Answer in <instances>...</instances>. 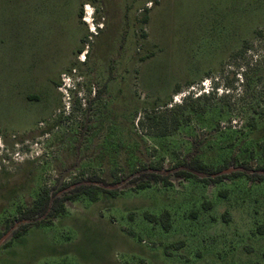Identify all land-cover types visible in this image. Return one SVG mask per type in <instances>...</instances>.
Segmentation results:
<instances>
[{"label":"rangeland","instance_id":"374dc122","mask_svg":"<svg viewBox=\"0 0 264 264\" xmlns=\"http://www.w3.org/2000/svg\"><path fill=\"white\" fill-rule=\"evenodd\" d=\"M22 1L5 2L0 43V233L44 186L96 175L118 195L67 201L50 226L0 242V264H264V240L250 236L264 182L169 173L167 185L131 184L142 165L263 164L264 0H73L67 23L59 12L42 30L21 21ZM147 115L179 125L157 137ZM204 201L213 227L192 218ZM165 210L168 232L143 217ZM254 210L263 218L248 223Z\"/></svg>","mask_w":264,"mask_h":264},{"label":"trees","instance_id":"16d2710c","mask_svg":"<svg viewBox=\"0 0 264 264\" xmlns=\"http://www.w3.org/2000/svg\"><path fill=\"white\" fill-rule=\"evenodd\" d=\"M210 93L200 95L197 98H209ZM143 121H147L150 129L153 131V135L157 137H164L175 131L179 125L178 120L175 117H156V116H146ZM142 124V122H140ZM229 166H226L224 169L212 170L207 165H205L200 160L186 159L181 163L177 164L171 169H163L161 163L142 165L138 167L131 174V184L134 186L135 190L142 191L150 188L153 184L158 182H163L164 185L168 184L169 173H173L174 176L181 179H195L200 180L206 184L219 183L226 177L240 178L242 176L249 177L252 183H257V185H263L264 182V162L261 166H258L255 169H251L248 166H241L238 169L225 173L224 171L228 170ZM104 182L98 176L94 175L90 177L85 182L74 181L71 184V188L67 184L61 185L56 191H52L47 186H44L37 197L27 203L26 205H19L16 209L17 217L14 220V223L9 225L2 226V231L0 233V239L8 232L9 240L3 244L4 247H10L15 240H19L25 236L31 227L40 228L48 227L53 223V220L62 216L65 213V203L67 201H74L78 198L84 196L90 202H96L99 197L100 192H104L111 197H116L118 195L115 187H102ZM100 185H102L100 187ZM254 201V200H253ZM254 204V202H253ZM259 207V206H258ZM203 209V214L198 216V213H192V218L197 221L201 218L206 222L207 227H213L214 217L211 215V211H214V207L211 202L204 201L201 204ZM257 208V206H256ZM257 210V209H256ZM253 211V214L250 217H246L248 223L255 224L256 221H259L258 217H262L261 213ZM257 214V215H256ZM227 215L222 216L221 227H223L227 233L230 228L229 225H232L231 220H228ZM143 217L149 223L159 224L164 232H168L171 228L170 225V213L165 210L157 217L151 215L148 212L143 214ZM208 219V221H206ZM261 219V218H260ZM262 220V219H261ZM14 224H17L14 227ZM260 225L256 226L255 231H251L253 240L258 238L259 240H264V222L260 221ZM242 225H244L242 223ZM244 227V226H243ZM244 229V228H242ZM233 230V229H232ZM231 232V231H230ZM249 250V249H248ZM248 256H251L252 253H247Z\"/></svg>","mask_w":264,"mask_h":264},{"label":"crops","instance_id":"0c3cea01","mask_svg":"<svg viewBox=\"0 0 264 264\" xmlns=\"http://www.w3.org/2000/svg\"><path fill=\"white\" fill-rule=\"evenodd\" d=\"M7 0H0V43L4 38V25L7 22V17L5 14V2ZM84 4L80 6L81 8ZM22 12H24L21 21H23L27 25H32L34 30L44 28L48 29L49 25L58 19V13L60 12V19L67 23V14L68 12H73V0H23L21 3ZM33 9L36 11V17L32 16L31 14L27 15L25 10L28 12H32ZM39 13V14H38ZM40 38L42 39V46H46L45 41V33L41 35L40 31ZM73 55V52H71ZM62 72H60L59 77L61 76Z\"/></svg>","mask_w":264,"mask_h":264},{"label":"built area","instance_id":"2783aa9c","mask_svg":"<svg viewBox=\"0 0 264 264\" xmlns=\"http://www.w3.org/2000/svg\"><path fill=\"white\" fill-rule=\"evenodd\" d=\"M83 6H84L83 7L84 8V17L82 18V20L85 23H88V19L91 17L92 12L87 5H83ZM147 7H150V3L147 4Z\"/></svg>","mask_w":264,"mask_h":264},{"label":"water","instance_id":"95a60500","mask_svg":"<svg viewBox=\"0 0 264 264\" xmlns=\"http://www.w3.org/2000/svg\"><path fill=\"white\" fill-rule=\"evenodd\" d=\"M10 232L6 233L1 239H0V242L3 243V241L9 236ZM1 243V244H2Z\"/></svg>","mask_w":264,"mask_h":264}]
</instances>
